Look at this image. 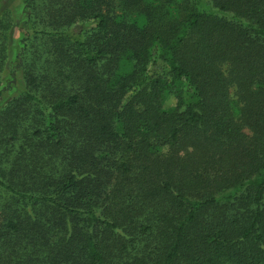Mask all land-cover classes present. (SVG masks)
<instances>
[{"label":"trees","instance_id":"1","mask_svg":"<svg viewBox=\"0 0 264 264\" xmlns=\"http://www.w3.org/2000/svg\"><path fill=\"white\" fill-rule=\"evenodd\" d=\"M10 2L0 264H264V0Z\"/></svg>","mask_w":264,"mask_h":264},{"label":"rangeland","instance_id":"2","mask_svg":"<svg viewBox=\"0 0 264 264\" xmlns=\"http://www.w3.org/2000/svg\"><path fill=\"white\" fill-rule=\"evenodd\" d=\"M9 7H12V9H14V11L18 14L21 13V7H22V0H11ZM22 17L20 15H16L15 16V20L13 23V27L10 30V39H9V44H10V50H9V55L10 57L13 59L14 55L16 54L17 50V46H18V41L20 40L21 36H22V29H21V24L22 22ZM162 67L159 63V68ZM164 71V68L161 70ZM15 76V75H13ZM16 82V88L19 89L21 86V83H19V81H15ZM165 107H174L176 104V100L174 98L173 95L169 94L166 95L163 98V102Z\"/></svg>","mask_w":264,"mask_h":264}]
</instances>
